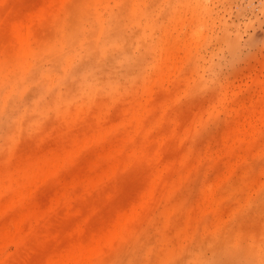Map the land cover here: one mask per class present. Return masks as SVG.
<instances>
[{"label": "rangeland", "instance_id": "1", "mask_svg": "<svg viewBox=\"0 0 264 264\" xmlns=\"http://www.w3.org/2000/svg\"><path fill=\"white\" fill-rule=\"evenodd\" d=\"M0 264H264V0H0Z\"/></svg>", "mask_w": 264, "mask_h": 264}, {"label": "bare ground", "instance_id": "2", "mask_svg": "<svg viewBox=\"0 0 264 264\" xmlns=\"http://www.w3.org/2000/svg\"><path fill=\"white\" fill-rule=\"evenodd\" d=\"M30 23H31V22H30ZM27 25H28V22L26 23V26H27ZM26 29H29V28L26 27ZM22 35H23V34H22ZM27 36H28V35H27V32H26V39L28 38Z\"/></svg>", "mask_w": 264, "mask_h": 264}]
</instances>
